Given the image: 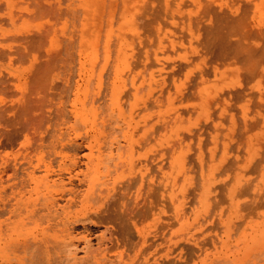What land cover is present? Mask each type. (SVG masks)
Masks as SVG:
<instances>
[{
	"label": "rangeland",
	"instance_id": "1",
	"mask_svg": "<svg viewBox=\"0 0 264 264\" xmlns=\"http://www.w3.org/2000/svg\"><path fill=\"white\" fill-rule=\"evenodd\" d=\"M39 70L44 84L0 93L2 107L22 98L33 103L25 136L13 147L0 143V165L27 168V154L36 176L61 177L66 188L83 191L87 183L79 185L82 177L74 173L100 147L111 155L110 169L123 172L111 189L138 175L133 184L143 202L151 185H160L157 220L146 231L161 237L173 225L175 264H264V0H0V77L22 72L24 80ZM127 136L131 163L146 168L140 174L126 173ZM146 159L166 174L162 183L151 179ZM73 161L78 165L71 168ZM61 164L71 172H58ZM24 178L23 189L30 190ZM15 181L3 183L8 195L0 208L13 202ZM34 198L31 193L30 205ZM74 226L80 239L83 225ZM95 226L92 238L103 230ZM25 227L15 239L38 237L32 225ZM59 233L56 243L66 239ZM153 237V245L160 242ZM150 239L138 245L137 256L161 260L163 240L158 255ZM124 253L123 259L134 255Z\"/></svg>",
	"mask_w": 264,
	"mask_h": 264
},
{
	"label": "bare ground",
	"instance_id": "2",
	"mask_svg": "<svg viewBox=\"0 0 264 264\" xmlns=\"http://www.w3.org/2000/svg\"><path fill=\"white\" fill-rule=\"evenodd\" d=\"M41 72L42 70H39L38 73L29 76L27 75V79L24 80L22 79V72H19L17 76H12L13 80L9 79L10 77L3 78L1 75L0 93H5V90L8 91V88L12 87V85L14 87L25 86V91H27L28 88L26 87H31L37 84L39 81L44 84L45 80L42 79L44 75ZM15 82H17L18 84L17 86L14 84ZM111 90V101L112 103H115L117 89L113 87ZM22 97L25 96L23 95ZM22 99V101H19V99V102L17 101V104H13L14 102H11L13 105L9 106L3 104L2 107V104H0V143L2 142L3 147L15 146L20 138L25 136L26 130L29 127V123H32L29 118L31 117V115L29 114L33 110L32 108H30V105L33 103H30L31 101L29 99ZM88 109H92V106H90ZM29 110L31 111L29 112ZM77 115L80 119L84 117L83 112H78ZM28 120H30L31 122ZM130 138L131 137L129 136H127L126 138L129 144V150L126 153V157L129 159L128 163H126V173H128L129 175L133 172L134 175H136L137 173L140 174V171H142L145 166L141 165L134 168L133 164L131 163V159H133V155L135 154V152L133 154L130 147V143L133 142ZM97 140L98 139L94 138L93 142H96L95 144H97ZM95 146L96 145H94V147ZM99 148L100 147H97L96 154L92 153L88 155L87 162L84 163V170H79L77 173H74V178H76L78 175L82 177V179L79 180L80 184L77 181L79 185H81V183H87V186L83 191L75 190V184H73V188H66V183L63 182L61 177L54 180H47L43 176H36L32 170H29L31 162H29V157L27 156V154H25L22 158L24 163L23 165H26L25 162L28 161L27 168L24 166L25 169L22 168L23 171H21L22 169H20L19 167L15 166V164H13L14 166L4 165L3 163L2 165H0V203L3 202V199L5 198L4 195H8V192L5 191V186H3V183H6L10 179H16V181L10 187V190L12 189V191L9 192L13 197V202H10L7 209L5 208V206H3V208H0V217L5 213L7 214V217H4L5 219L0 221V258L4 259L3 261H5L7 264H124L125 259L129 261V264H175L174 259L176 258L174 257L175 251H173V240L171 233L168 232L170 228L173 227V225L171 226L168 223V229L166 231V233L168 234L167 238L165 236L166 233L164 232V230L161 231L162 233H165V237L163 236V234L161 235V237L163 236L165 239L159 236V234H161L159 233V231H155L157 232V235L159 237H157L158 239H156L161 240L158 243L156 242V244L154 245V241H152V239L150 238L157 235H154L151 232L148 233L146 231V228L152 225L155 220H157L155 218V210L157 207L156 204L158 205L159 199L157 198L158 196H156L158 201L156 203V198L154 195H158L156 193H158V190H160L158 188L160 187V185H151L152 188L157 191L156 192L152 189L151 193L153 192V195L149 192V194L147 195L146 192V198L150 197L151 199H154L153 201H149V203H147V199L145 198V196L144 198L146 199V201H144V198L143 202L137 201L138 199H140V196H138L137 187H135V184L133 183H135V181L137 182L136 179H138V175H136L137 177L136 179L134 178L133 181V177L130 178V181H132L130 184H126L124 186L122 184L121 187H116L118 189H115L114 187L111 189L109 185L112 182L114 183L117 178L122 176L123 172L119 173L116 169L112 171L110 169V153L108 154L107 150H105L107 151L106 153H104V151L99 152ZM148 160L147 162L150 164V166L147 170H149V173H151V179L159 184L162 183L160 181V178H163V176H165L166 174L168 176L169 174H171L170 169L172 168L174 160L176 161L177 159L172 158L171 164L165 171L166 174L162 171L161 168H158L156 166V163H154L155 159H152L151 162H149ZM52 162L53 161H50V164ZM41 164H43V161L39 160L36 167L32 169H37ZM72 164L73 165L70 166L71 168L72 166L74 167V165L77 164V161H73ZM18 166L21 167V164H19ZM162 166L163 168H166V166ZM70 167L66 166L65 164H61L57 171L60 173L71 172V169H69ZM19 169L20 173L22 172L21 175L26 177L32 184L30 190L24 191L25 189L23 188L26 187V183L24 185H22V183L25 178L18 176ZM111 172L113 174H110ZM8 173L10 174L8 175ZM160 173L162 174V177H158V174ZM70 177L71 176H69V178ZM72 179L70 178V186L71 181H73ZM98 180H100L99 187L97 189H93L91 185H93ZM133 185L135 188L133 187ZM13 188L15 189L14 191ZM167 188H169V185ZM130 189L135 190L134 197L132 196L133 192H131V195L128 194L130 192ZM141 190H143V187ZM164 191L163 193H165ZM48 192H52V194H58L59 196L57 198L53 197L52 195L49 196ZM31 193L35 195L33 205L29 204V201H31ZM60 201H63L65 203L61 205ZM131 202H133V204ZM167 202L168 201H166V203ZM97 203H99V205L94 207V204ZM7 205L8 204L6 202V206ZM166 208L168 209V206ZM168 210L166 211L168 212ZM172 222L171 224H173ZM26 223H28L29 226L32 225V229L38 231V237L35 236L31 240L15 239L14 236L20 235L21 231L25 230V228H28L25 227ZM77 223L83 225L84 229L83 235L80 237V239H75V236L73 235L74 228L72 226ZM95 225H101L103 227V230L97 236H94L92 238L90 237L91 235L88 234V231L90 226ZM163 228L164 227H162V229ZM58 232H60L59 234L62 235L64 232L66 234V239L62 241L58 240L56 243V235H58ZM150 234H152V236L149 238V245L150 247L152 246L153 248H158H155V250H158L156 251V253L160 251L158 245L160 246L161 241L163 240L162 246H164V252L162 251V253L164 254V260L162 258L163 255H160L162 259L157 261L159 257H157L156 255L158 253L156 255L153 254L157 258L153 257L152 255V257L150 256L152 260L145 257L140 258L139 252L137 256L136 248H138L139 244H143L144 242L148 243V237L150 236ZM134 236L137 237L136 241L133 240ZM156 239L155 241H157ZM92 241H94V243ZM149 245L147 244V247H149ZM150 247L149 249L151 250ZM119 249H121L120 254L112 255V252H114V250ZM147 249L146 251H144V254L147 252ZM132 250L134 255L131 254V256H129V254H127V258L123 259L125 254L124 252L127 251L129 253H132ZM139 250L143 252L142 249ZM6 251H10L12 254L16 253V255L12 257V259L6 256H1L2 254L5 255ZM79 251L82 253L81 257H78L77 255Z\"/></svg>",
	"mask_w": 264,
	"mask_h": 264
}]
</instances>
